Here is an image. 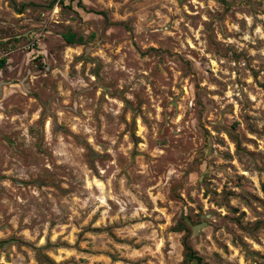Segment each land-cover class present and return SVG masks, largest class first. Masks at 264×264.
<instances>
[{
    "label": "rangeland",
    "instance_id": "rangeland-1",
    "mask_svg": "<svg viewBox=\"0 0 264 264\" xmlns=\"http://www.w3.org/2000/svg\"><path fill=\"white\" fill-rule=\"evenodd\" d=\"M2 57L0 264H264V0H0Z\"/></svg>",
    "mask_w": 264,
    "mask_h": 264
},
{
    "label": "trees",
    "instance_id": "trees-1",
    "mask_svg": "<svg viewBox=\"0 0 264 264\" xmlns=\"http://www.w3.org/2000/svg\"><path fill=\"white\" fill-rule=\"evenodd\" d=\"M65 39L69 43H81L83 41L82 37H77L76 34H65ZM7 63V58L2 57L0 58V69L4 68ZM179 230L184 229V225L180 224L178 227ZM184 245L186 249V254H185V259H184V264L188 262H196L197 264H202V257L199 256V254L189 245L187 242L186 238H184ZM52 261V260H50ZM53 263V262H52Z\"/></svg>",
    "mask_w": 264,
    "mask_h": 264
}]
</instances>
